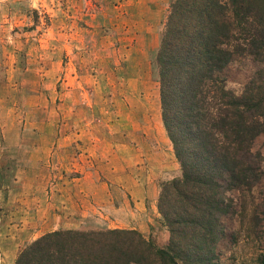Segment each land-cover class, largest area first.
I'll list each match as a JSON object with an SVG mask.
<instances>
[{
    "label": "rangeland",
    "instance_id": "obj_1",
    "mask_svg": "<svg viewBox=\"0 0 264 264\" xmlns=\"http://www.w3.org/2000/svg\"><path fill=\"white\" fill-rule=\"evenodd\" d=\"M169 3L0 0V122L9 134L21 125L24 137L0 144V264H15L59 230L134 229L166 245L157 202L173 179L161 164L166 158L178 176L181 168L163 127L153 61ZM257 67L234 60L226 87L239 93ZM252 149L264 170V135ZM138 185L153 195L140 208L130 194ZM254 194L261 204L264 180ZM238 195L221 219L218 264H264V221L255 227L250 201L242 212Z\"/></svg>",
    "mask_w": 264,
    "mask_h": 264
},
{
    "label": "trees",
    "instance_id": "obj_2",
    "mask_svg": "<svg viewBox=\"0 0 264 264\" xmlns=\"http://www.w3.org/2000/svg\"><path fill=\"white\" fill-rule=\"evenodd\" d=\"M154 56L163 127L181 175L161 184L157 210L168 230L159 247L139 231L59 230L34 241L15 264H218L221 219L251 203L264 221V0H170ZM257 68L239 93L226 87L236 59ZM263 219V220H262Z\"/></svg>",
    "mask_w": 264,
    "mask_h": 264
},
{
    "label": "crops",
    "instance_id": "obj_3",
    "mask_svg": "<svg viewBox=\"0 0 264 264\" xmlns=\"http://www.w3.org/2000/svg\"><path fill=\"white\" fill-rule=\"evenodd\" d=\"M17 125V123H16ZM16 128V134H9V126H8V123L6 122H0V144L3 146V147H7V145H11L13 144L14 146L18 145V144H22L24 142V137H22V134L21 133V125L18 127V135H17V126H15ZM160 130H158L159 132ZM160 133V132H159ZM69 140V138L65 137L64 138V141H67ZM26 141V140H25ZM34 141V139H32V142ZM82 141V139H81ZM96 141V140H94ZM131 149V148H130ZM6 155V154H5ZM55 155H58V152L54 151L53 154H52V157L54 158ZM167 157V156H166ZM4 156L3 154L0 152V160L3 159ZM167 159L165 158V162L161 164V167L163 169V175H164V178L166 180H171V179H174V178H177L179 177L177 172H172L168 165H167ZM3 168V166H2ZM2 168H0V171L2 170ZM53 168H55V165H53ZM148 189L145 187V186H136L134 188V190L131 191V199L135 200L136 203H135V206H137V208H140V205L141 203L143 202H146V198L149 197L150 199H153V195L152 194H148ZM137 200H138V203H137ZM138 229L142 232L145 231V228L143 226H138ZM12 264H14V262H12Z\"/></svg>",
    "mask_w": 264,
    "mask_h": 264
}]
</instances>
